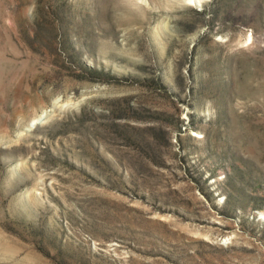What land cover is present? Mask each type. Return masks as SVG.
Returning a JSON list of instances; mask_svg holds the SVG:
<instances>
[{"label":"rangeland","instance_id":"obj_1","mask_svg":"<svg viewBox=\"0 0 264 264\" xmlns=\"http://www.w3.org/2000/svg\"><path fill=\"white\" fill-rule=\"evenodd\" d=\"M0 264H264V0H0Z\"/></svg>","mask_w":264,"mask_h":264}]
</instances>
